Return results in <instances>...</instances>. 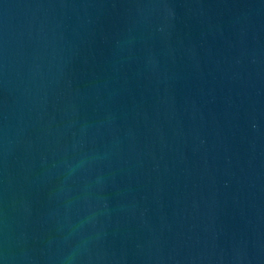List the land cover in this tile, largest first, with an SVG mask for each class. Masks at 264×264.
Returning <instances> with one entry per match:
<instances>
[{
	"label": "water",
	"instance_id": "1",
	"mask_svg": "<svg viewBox=\"0 0 264 264\" xmlns=\"http://www.w3.org/2000/svg\"><path fill=\"white\" fill-rule=\"evenodd\" d=\"M0 264H264V0H0Z\"/></svg>",
	"mask_w": 264,
	"mask_h": 264
}]
</instances>
